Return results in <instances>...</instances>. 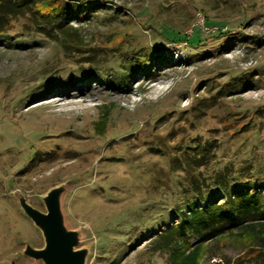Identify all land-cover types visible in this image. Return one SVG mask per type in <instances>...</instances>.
I'll return each instance as SVG.
<instances>
[{
  "label": "rangeland",
  "instance_id": "1",
  "mask_svg": "<svg viewBox=\"0 0 264 264\" xmlns=\"http://www.w3.org/2000/svg\"><path fill=\"white\" fill-rule=\"evenodd\" d=\"M84 1L69 45L33 11L7 23L0 5V264L22 239L42 244L12 184L44 208L41 192L75 178L63 208L86 264H168L171 248L153 242L179 220L192 177L250 166L264 191V0ZM179 31L190 40L164 37ZM145 41L143 62L123 50ZM204 144L208 161L191 169L186 151ZM235 237L208 240L199 264H264Z\"/></svg>",
  "mask_w": 264,
  "mask_h": 264
},
{
  "label": "trees",
  "instance_id": "2",
  "mask_svg": "<svg viewBox=\"0 0 264 264\" xmlns=\"http://www.w3.org/2000/svg\"><path fill=\"white\" fill-rule=\"evenodd\" d=\"M71 1L0 0V5L3 6L1 15L9 23L14 15L29 14L33 11L40 17L39 26L55 28V33L60 36L61 42L69 45L68 37L76 31L68 30L70 32L68 33L64 30L68 20L71 17L85 18V15L93 8H87L88 5H84L88 1ZM124 34L127 35L128 31ZM124 34L121 36L122 40ZM185 36L180 31L179 33H164V37L170 41H189L191 36ZM150 48H152L151 42L145 41L142 44L139 42L129 44L123 50L127 52L130 49V52L136 53V56L132 55V59L142 61L145 55L149 54ZM81 62L91 64L92 59ZM137 66L133 64L130 70L120 75V78H126L127 75L137 70ZM102 74L105 75V73ZM116 85L117 83L114 86ZM105 126V120L97 121L98 132H96L103 135ZM195 148H193V153L186 151L190 154L189 156H193L189 160L191 169H199L206 164L210 154L205 144L201 145V148ZM250 172V166L242 169L229 168L226 171L222 168L215 171L212 176L199 175L191 178L194 194L188 200V205L184 210L181 209L180 215L177 216L179 220L167 224L153 242L156 248H171L168 264H199L203 251L208 248L206 242L210 239H224L228 235L236 236L237 242L243 248L258 246L264 255V191L257 190L256 187L250 185L254 183L249 181ZM247 180V187L241 185L247 183ZM214 191L219 192V197L218 194H214Z\"/></svg>",
  "mask_w": 264,
  "mask_h": 264
},
{
  "label": "water",
  "instance_id": "3",
  "mask_svg": "<svg viewBox=\"0 0 264 264\" xmlns=\"http://www.w3.org/2000/svg\"><path fill=\"white\" fill-rule=\"evenodd\" d=\"M75 181V178H69L41 192L44 208L32 205L21 189L11 185L12 195L21 211L40 231L42 244L36 246L30 240L22 239L23 249L11 256L8 264H18L20 256L29 257L28 264H86L90 247L84 245L82 230L70 226L63 208L64 195Z\"/></svg>",
  "mask_w": 264,
  "mask_h": 264
},
{
  "label": "bare ground",
  "instance_id": "4",
  "mask_svg": "<svg viewBox=\"0 0 264 264\" xmlns=\"http://www.w3.org/2000/svg\"><path fill=\"white\" fill-rule=\"evenodd\" d=\"M79 93V92H78ZM25 113V112H24ZM5 115V114H4ZM29 115V114H28ZM25 119V118H24ZM23 120V119H22ZM26 120V119H25Z\"/></svg>",
  "mask_w": 264,
  "mask_h": 264
}]
</instances>
